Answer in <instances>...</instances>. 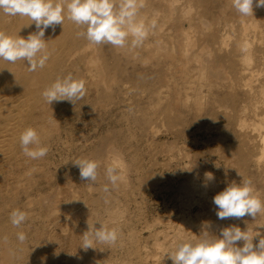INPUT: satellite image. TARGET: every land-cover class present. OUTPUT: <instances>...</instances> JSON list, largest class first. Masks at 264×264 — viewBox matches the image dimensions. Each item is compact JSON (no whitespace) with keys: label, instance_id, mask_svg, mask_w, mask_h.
I'll use <instances>...</instances> for the list:
<instances>
[{"label":"rangeland","instance_id":"374dc122","mask_svg":"<svg viewBox=\"0 0 264 264\" xmlns=\"http://www.w3.org/2000/svg\"><path fill=\"white\" fill-rule=\"evenodd\" d=\"M139 1L138 3L143 6L139 7L142 14L139 12V17H137L140 19L137 18V22L143 21L148 27V36L144 40L145 43L143 42L144 45L142 43L140 46L132 47V38L129 36V41L123 48L114 47L110 44H95L96 47L93 44V46L88 44L91 47L89 48L86 45L89 42L86 38L64 35L59 44L49 50L51 55L43 67V71L50 78L47 82H41V84L39 82L40 88L30 86L27 82L29 78L25 79L26 76L22 78L21 85L16 84L17 87H14L10 82L0 83V107L5 104V107L2 105L1 109L8 112V115H0V121L2 120L0 122V132L2 131L0 142H3L1 145L4 150L0 151V161L2 162H0V181L2 182H0V264H173L172 260L166 255L164 257L165 252L172 249L173 242H170L171 239L175 241L178 235L184 236L187 231L189 237L184 236L186 239H198V236L204 230L203 224L205 222L208 223L207 230L212 235L219 236L224 226H238L242 231H251L252 235L260 233L259 236L254 238L253 243L258 244L260 237H264V219L260 217L261 214L256 217L260 219L258 221H256L257 219H251L250 216L240 219L218 220L216 214L218 209L213 203V197L227 187L228 183L235 179L237 183H240L242 177L251 179L255 190L259 193L260 198L264 200V176L259 177L261 174L260 169H257L254 165L249 166L247 175H242L239 168L234 164V158L233 160L230 158L231 149L241 142L247 132L250 134L254 132L252 121L248 124L249 128L248 125L240 128L237 125L228 124L233 109L219 105L213 97L217 93H226L228 90L233 92L234 89L227 87L230 84V79L226 78L229 82L225 80L224 83L210 76L209 66L205 67L204 60L206 55L211 58L215 55H221L228 62L235 61L234 63L237 66H241L243 56L242 52H239V50L242 51V48L238 46L240 43V25L237 24L239 23L237 18L240 15L238 13L233 14L236 10L232 6V0ZM114 2L118 4L120 0H114ZM253 10L255 15L257 13L255 6ZM147 11L149 12L147 13ZM142 15L144 16L142 17ZM170 17L172 18L170 19ZM15 18L16 16H7L0 12V25L2 27L5 24L9 25ZM145 18L150 19L151 22H148ZM203 18L209 24H204ZM228 19L231 22H226ZM153 22L155 28L151 27ZM226 23L231 25L227 26ZM187 26L189 30H184ZM225 26L230 31L225 34L226 39H222L220 34L225 33ZM207 27H209V30ZM252 28L251 26V36H256L255 43H264L263 21L259 23L257 28ZM76 29L79 32L85 30L77 25ZM182 31L185 33L182 34ZM212 37H215L216 40L209 42ZM201 45L206 46V48L203 47L206 52ZM147 46L150 48H147ZM84 48L89 49L83 51ZM98 51L101 52L98 53ZM139 53L140 55H138ZM192 53H195V55ZM100 59L102 60L99 61ZM91 60L95 62L93 63ZM153 60H155L154 63ZM0 61L2 62L0 68H7L10 73L17 72L21 68L17 64L18 61L16 63ZM147 62L148 65H146ZM22 63L24 62L21 61ZM98 63L103 66L98 65ZM88 69H91L92 72L87 71ZM161 69L163 70L161 71ZM110 71L113 73H109ZM229 71L228 69V75ZM101 72L104 73L103 78ZM69 73L76 79L87 80L85 82L86 95L83 99L76 101L75 104L62 101L48 105L41 95L42 91L51 85L57 77H63ZM97 73H100L101 78ZM112 77L113 79H111ZM111 80L115 81L111 82ZM108 84L111 87L108 88ZM2 88L9 94L4 92ZM6 88H9V90ZM10 88H13L12 91ZM106 88H108V91ZM29 94L32 96H29ZM27 95L29 99H27ZM8 97L12 98L9 99ZM22 98L26 99L23 101ZM152 98H155L154 101ZM13 102L17 103L14 104ZM22 105L30 108L25 106L22 112H17V110L21 111L22 107L20 106ZM8 108L11 109L8 111ZM14 110L17 112L16 114H14ZM9 114L13 116L9 117ZM17 114L22 118H19ZM136 114L137 116H135ZM45 118L46 120H44ZM35 119L38 122L34 121ZM13 121L19 122V125L16 123L18 125L16 126ZM3 124L5 126L9 125L6 131ZM30 126L37 130L42 144L49 147L47 156L42 159H29L22 153L19 143L20 135L17 133H22ZM19 128L22 131L18 130ZM7 129H11V131ZM14 129L17 130L16 137L12 133ZM135 137L136 139H134ZM4 140H8L11 146L10 144H4L6 142ZM8 141L7 143H9ZM99 144L101 145L99 146ZM103 145L105 146L103 147ZM108 145L112 147V150L118 148L117 152L124 155V157L118 153L117 155L116 150L109 151L111 148ZM114 145H116L115 148H113ZM6 146H9L8 151H5ZM189 152L191 155H188ZM138 156L140 157L138 158ZM190 157L193 158L192 161ZM79 158H89L100 163L98 179L95 183L81 179L79 168L72 162ZM126 161L131 163L126 164L128 163ZM194 161L196 163H193ZM112 163L119 166L122 175V180L116 188H112L108 180L104 179L106 178L104 169ZM128 165L131 166V169L128 168ZM207 165L213 171H208ZM199 168H202V172L203 170L207 173L214 172L213 176L215 177L219 172L218 176L220 177L217 176L216 179L214 177V180L208 181L205 179V174L199 171ZM135 169L137 170L135 171ZM190 177L194 179L193 181L197 186L195 193L191 194L194 195V198L181 190L183 183L186 179L188 181ZM214 182L216 185L219 184V187L215 186ZM58 184L60 185L58 186ZM105 185L109 186L110 191L108 193L102 190ZM218 189L220 191H217ZM74 190H76L74 192L76 195L72 194ZM133 195L134 197H132ZM178 195L179 197H177ZM127 198L129 201L126 200ZM184 198L185 200H183ZM178 199L183 200V202L181 201L182 204ZM38 200H40V203ZM188 202L189 205H187ZM180 208L183 209L180 210ZM14 209H20L28 214L27 221L19 228L14 227L10 222V213ZM123 210H125V213L121 212ZM116 211L121 212L122 215L118 214V216L117 213L119 212ZM115 213L117 216L114 215ZM189 214L193 216L190 218ZM107 218L114 219L111 222L109 219L110 223H108ZM158 218H161L164 222L160 219L161 223ZM168 218L169 220H167ZM97 219L99 221L105 220L102 222L108 223L109 227H112L111 223L114 224L113 227L120 232V239L116 245L111 246L112 248L97 244L95 245L97 249L90 248L84 251L80 246L82 235L88 230L87 221L95 223ZM155 221L160 224L157 225ZM189 221L193 223L191 225H194L192 226L194 228L189 226ZM219 221L223 225L222 223L221 226L217 224ZM172 222L174 223L172 224ZM143 223L147 226L145 227ZM153 223L155 224L153 225ZM167 223L170 225H167ZM182 223L183 226H186L183 227ZM177 225L179 226L176 228ZM96 227H100L99 223L96 224ZM191 228L195 232H191ZM19 232H24L27 235L26 241L22 244L17 239V233ZM162 232H169L170 235L166 234L169 237L163 236L165 233ZM171 233L174 235L172 236ZM190 233L196 234L191 235ZM4 237H7V240ZM162 238L166 239L163 240ZM162 244L163 246L160 247ZM241 245H243V242H238V246ZM138 253H140V256ZM160 254H162L161 258ZM136 256H139L140 261Z\"/></svg>","mask_w":264,"mask_h":264},{"label":"clouds","instance_id":"9594fccd","mask_svg":"<svg viewBox=\"0 0 264 264\" xmlns=\"http://www.w3.org/2000/svg\"><path fill=\"white\" fill-rule=\"evenodd\" d=\"M254 4L255 7H264V0H232L233 8L243 17L253 16ZM142 6L138 0H120L118 4L114 0H0V12L7 16L28 17L37 29L27 38H16L0 31V60L9 63L25 61L30 72L43 68L51 55L44 39L45 30L50 27L55 30V26L63 25L65 19L85 29L77 35L92 44L123 48L131 36V46H140L148 36L145 23L137 22L139 7ZM151 27L155 28L154 22ZM86 91L85 81L69 73L57 77L41 95L48 105L62 101L75 104L83 99ZM19 143L23 155L29 159H42L49 152V147L42 144L37 130L31 126L20 134ZM72 162L79 168L82 180L97 181L100 168L98 161L79 158ZM105 175L112 188H116L122 180L119 166L115 163L106 166ZM205 177L208 181L214 180L210 172L205 173ZM103 191L108 193L109 186L105 185ZM213 203L217 206L216 214L220 220L245 216L255 220L259 214H264V200L255 190L251 179L243 177L240 183H228L213 197ZM27 219L28 214L20 209L10 213V222L14 227H21ZM97 223L99 228L96 227ZM87 224L88 230L83 233L80 246L84 251L97 249V244L111 247L118 243L120 232L117 228L109 227L99 220L95 223L87 221ZM208 227L205 222L204 230L195 240L178 236L172 249L166 251L164 256L167 255L173 264H264V237L259 239L258 244L253 243L259 233L252 235L248 230L230 226L221 229L219 236H216L209 233ZM4 239L7 240V237ZM17 239L21 244L24 243L26 233H17ZM241 241L243 245L238 246Z\"/></svg>","mask_w":264,"mask_h":264},{"label":"bare ground","instance_id":"6f19581e","mask_svg":"<svg viewBox=\"0 0 264 264\" xmlns=\"http://www.w3.org/2000/svg\"><path fill=\"white\" fill-rule=\"evenodd\" d=\"M117 1H119V0H117ZM143 0H140L139 2H142ZM148 1V0H147ZM177 1H179V0H177ZM170 2H171V0H170ZM176 2V1H175ZM221 2V1H220ZM147 3V2H146ZM173 3H174V1H173ZM139 4V3H138ZM218 4V3H217ZM146 6H147V4H146ZM170 6H171V4H170ZM218 6V5H217ZM254 6H255V4H254ZM151 8V7H150ZM171 8V7H170ZM144 10H145V8H144ZM149 10H151V9H149ZM153 10V9H152ZM255 10H257L256 12V14L254 15L253 14V16H246V17H243V16H240L239 18H237V21L239 22V23H237L238 25H240L239 26V31H240V43L238 44V46H241V48H242V51L241 50H239V52H242V58H241V61H242V64H241V66L239 67V66H237V64H235L234 62L235 61H233V62H228V60L227 59H225L223 56H221V55H215V57H213V58H211L209 55H206V58L204 59L205 60V67L206 66H209V75L210 76H212V77H215V78H217L219 81H225V80H227V79H230V84L227 86V87H231V88H233L234 89V91L233 92H230L229 90L226 92V93H217L213 98H214V101L216 102V103H218L219 105H224L226 108H231V109H233L232 110V112H231V117H230V121L228 122V124H231V125H237L238 127H240V128H244V127H246L249 123H250V121H252V125H253V130H254V132L252 133V134H250L249 132H247V134H245L244 135V138L241 140V142L239 143V144H237V145H235L234 146V148H232L231 149V151H232V153L230 154V158H231V160H233V158H234V164L239 168V172H240V174H242V175H247V173H248V168H249V166H256V168L257 169H260V176L259 177H261V176H264V130H263V128H264V43H262V42H260V43H255L256 41V36L255 35H253V36H251V30H250V28H251V26L255 29V28H257L258 26H259V23L261 22V21H263V24H264V7H255ZM254 11V10H253ZM140 12V11H139ZM149 11H147V13H148ZM141 13V12H140ZM236 11L235 12H233V14H235L236 15ZM142 14V13H141ZM144 14V13H143ZM145 15V14H144ZM144 15H142V17L144 16ZM141 16V15H140ZM147 16H150V15H147ZM153 16V15H152ZM151 16V17H152ZM160 16V15H159ZM139 17V16H138ZM137 17V18H138ZM157 17H158V15H157ZM153 18H154V16H153ZM160 18V17H159ZM172 17H170V19H171ZM138 19H140V18H138ZM146 19V18H145ZM149 19V18H148ZM155 19V18H154ZM142 20H143V18H142ZM147 20V19H146ZM150 20V19H149ZM149 20H147L148 22H151V21H149ZM232 20H233V18H232ZM140 22V21H139ZM143 22V21H142ZM226 22H231L229 19H228V21H226ZM31 23V20L28 18V17H20V16H16V18H15V20L14 21H12L9 25H7V24H5V25H3V27L0 25V31H4L5 33H7L8 35H11V36H13V37H16V38H19V37H22V38H27V36L29 35V34H32V33H35L36 31H37V29L35 28V24H34V22L33 23H31V25L30 26H27V27H25V25H28V24H30ZM155 23H156V20H155ZM203 23L204 24H209V22L208 21H206L205 20V18H203ZM151 24V23H150ZM163 24V23H162ZM194 24V23H193ZM149 25V24H148ZM225 25H227V26H230L231 24L230 23H226ZM190 26V25H189ZM191 27V26H190ZM211 27V26H210ZM150 28V27H149ZM208 28V30H209V27H207ZM252 28V29H253ZM184 30H189L188 29V26L187 27H185V29ZM183 30V31H184ZM224 30H225V33H222V34H220L221 35V37H222V39H226V37H225V34L226 33H228L230 30L229 29H227V27L225 26V28H224ZM182 31V34L183 33H185V32H183ZM79 31L76 29V25L73 23V22H71L70 20H68V19H65L64 20V24L62 25V24H60V25H56L55 26V30H53L51 27L50 28H48L47 30H45V36H44V39L46 40V44H47V50L49 51L50 50V48L51 47H53V46H55V45H57V44H59V41L61 40V38L64 36V35H69V37H78V35H77V33H78ZM191 34V33H190ZM189 34V35H190ZM71 35V36H70ZM154 35V34H153ZM166 35V34H165ZM192 35H195V34H192ZM181 36V35H180ZM236 36V35H235ZM263 36V35H262ZM193 37V36H192ZM191 37V38H192ZM228 37V36H227ZM191 38H189V39H191ZM195 38V37H194ZM262 38V37H261ZM68 39V38H67ZM162 39V38H161ZM193 39V38H192ZM230 39V38H229ZM194 40V39H193ZM216 39H215V37H212L211 38V41H209V42H214ZM129 41V40H128ZM127 41V42H128ZM196 41V40H195ZM88 42V41H87ZM145 43V42H144ZM144 43H143V45H144ZM167 43V42H166ZM193 43L195 44V42L193 41ZM192 43V44H193ZM206 43V42H205ZM88 44H90V46L92 45V43H90V42H88L86 45L88 46ZM130 44V43H129ZM151 44V43H150ZM190 44V43H189ZM188 44V45H189ZM93 45H95V44H93ZM92 45V46H93ZM142 45V46H143ZM85 46V45H84ZM90 46H88L89 48H91ZM148 46H151V45H148ZM147 46V48H150V47H148ZM156 46V45H155ZM168 46V45H167ZM194 46V45H193ZM196 46V45H195ZM224 46H226L225 44H224ZM95 47H96V45H95ZM146 47V46H145ZM189 47V46H188ZM201 47L203 48V47H205L206 48V46H202L201 45ZM83 48V47H82ZM88 48V49H89ZM157 48V47H156ZM169 48V47H168ZM194 48V47H193ZM200 48V47H199ZM210 48V47H209ZM87 49V50H88ZM96 49V48H95ZM95 49H93V50H95ZM136 49V48H135ZM153 49H154V47H153ZM165 49V48H164ZM171 49H172V47H171ZM192 49V48H191ZM84 50H86L85 48L83 49V51ZM86 50V51H87ZM91 50V49H90ZM151 50V49H150ZM149 50V51H150ZM183 50V49H182ZM190 50V49H189ZM203 50L206 52V49H204L203 48ZM203 50H202V52H203ZM77 51V50H76ZM156 51V50H155ZM188 51V50H187ZM199 51V50H198ZM207 51H208V47H207ZM93 52V51H92ZM101 52V51H100ZM99 51H98V53H100ZM189 52V51H188ZM197 52V51H196ZM209 52H210V50H209ZM208 52V53H209ZM239 52H237V53H239ZM144 53V52H143ZM183 53H187V52H183ZM200 54H201V52H199ZM236 53V52H235ZM74 54V53H73ZM76 54V53H75ZM74 54V55H75ZM95 54V53H94ZM130 54V53H129ZM193 54V53H192ZM212 54V53H211ZM230 55H231V53H229ZM138 55H140V53L138 54ZM138 55H137V57H138ZM186 55V54H185ZM193 55H195V53L193 54ZM214 55H212V56H214ZM73 56V55H72ZM190 56V55H189ZM199 56V55H198ZM96 57L98 58V56L96 55ZM140 57V56H139ZM182 57V56H181ZM196 57V56H195ZM203 57V56H202ZM71 58V57H70ZM89 58V57H88ZM94 58V57H93ZM92 58V59H93ZM143 58V57H142ZM182 58H184V57H182ZM90 59H91V57H90ZM99 59V58H98ZM140 59V58H139ZM152 59V58H151ZM154 59V58H153ZM95 60V59H94ZM92 61L93 63L95 62V61ZM102 59H100L99 61H101ZM22 61V60H21ZM21 61H18L17 62V64H19V66H21V68L17 71V72H14V73H10L9 72V70L6 68V69H4L3 67L2 68H0L1 70H0V83H8V82H10V83H12L13 85H14V87H17L16 86V84L17 85H21L20 83H22L23 81V77L24 76H26L25 77V79H27V78H29V80L27 81L28 83H29V85L30 86H36V87H39L40 88V86H39V82H40V84H41V82L43 83V82H47L48 80H49V75H47V73L46 72H44L43 71V68H37L35 71H32V72H30L29 70H28V66H27V64H26V62L25 61H22V62H24V63H22L21 64ZM98 61V62H99ZM142 61H144L143 59H142ZM154 61L155 60H153V63H154ZM200 61V60H199ZM240 61V62H241ZM20 62V63H19ZM2 62L0 61V64H1ZM89 63H91V62H89ZM92 63V64H93ZM134 63V62H133ZM142 63V62H141ZM151 63V62H150ZM152 63V64H153ZM171 64V63H170ZM199 64V63H198ZM202 64V63H201ZM98 65H102V64H99L98 63ZM144 65V64H143ZM146 65H148V62H147V64ZM196 65V64H195ZM93 66V65H92ZM103 66V65H102ZM135 66V65H134ZM145 66V65H144ZM150 66V65H149ZM200 66V65H199ZM155 67H157V66H155ZM184 67H186V66H184ZM142 68V67H141ZM207 68V67H206ZM92 69V68H91ZM91 69L89 70H87V71H89L90 73L92 72L91 71ZM154 69V68H153ZM164 69V68H163ZM163 69H161V71L163 70ZM228 69L230 70L229 72V75H228V73H227V71H228ZM95 70H99V69H95ZM101 70V69H100ZM102 70H103V68H102ZM138 70V69H137ZM150 70H151V68H150ZM146 71V70H145ZM152 71V70H151ZM160 71V70H159ZM160 71V72H161ZM179 71V70H178ZM183 71V70H182ZM98 72V71H97ZM157 72V71H156ZM183 72H185V71H183ZM109 73H113V72H109ZM179 73V72H178ZM177 73V74H178ZM181 73V72H180ZM89 74V73H88ZM100 74V73H99ZM99 74L97 73V75L99 76ZM104 73H102L101 72V75H102V78L104 77V75H103ZM183 74V73H182ZM189 74V73H188ZM81 75H83V74H81ZM106 75V74H105ZM128 75V74H127ZM132 75H134V74H132ZM192 76V75H191ZM81 77H83V76H81ZM93 77V76H92ZM100 77V76H99ZM128 77V76H127ZM148 77V76H147ZM190 77V76H189ZM188 77V78H189ZM101 78V77H100ZM99 78V79H100ZM169 78V77H168ZM227 78V79H226ZM88 79V78H87ZM111 79H113V77L111 78ZM121 79V78H120ZM91 80H93V78H91ZM103 80H105V79H103ZM107 80V79H106ZM169 80V79H168ZM87 81V80H86ZM85 81V82H86ZM96 81H97V79H96ZM112 81H115V80H111V82ZM185 81V80H184ZM188 81V80H187ZM191 81V80H190ZM99 82H100V80H99ZM103 82V81H102ZM126 82V81H125ZM208 82V81H207ZM227 82H229L228 80H227ZM91 83V82H90ZM104 83V82H103ZM154 83V82H153ZM169 83V82H168ZM185 83V82H184ZM203 83V82H202ZM221 83V82H220ZM225 83V82H224ZM224 83H223V85H224ZM96 84H97V82H96ZM110 84V83H109ZM109 84H108V88L109 87H111V86H109ZM151 84V83H150ZM92 85V84H91ZM105 85H106V81H105ZM24 86H26V85H24ZM208 86H209V84H208ZM216 86V85H215ZM13 87V86H12ZM46 87V86H45ZM154 87V86H153ZM207 87V86H206ZM217 87V86H216ZM224 87H226V86H224ZM38 88V89H39ZM44 88V87H43ZM108 88H106V90L108 91ZM118 88V87H117ZM151 88V87H150ZM156 88V87H155ZM221 88H222V86H221ZM7 89V88H6ZM13 89V88H12ZM12 89L10 88V90L12 91ZM90 89V88H89ZM223 89V88H222ZM242 89V90H241ZM2 90H3V88H2ZM7 90H9V88L7 89ZM14 90H16V89H14ZM13 90V91H14ZM20 90V89H19ZM43 90V89H42ZM134 90V89H133ZM154 90V89H153ZM208 90H209V88H208ZM1 91V90H0ZM4 91V90H3ZM96 91V90H95ZM158 91H160V90H158ZM240 91V92H239ZM4 92H6L7 93V91H4ZM8 92H10V91H8ZM19 92V91H18ZM17 92V93H18ZM33 92H35V91H33ZM13 93V92H12ZM159 93V92H158ZM205 93L207 94V92L205 91ZM241 93V94H240ZM3 94V93H2ZM1 94V95H2ZM7 94H9V93H7ZM6 94V95H7ZM149 94H151V93H149ZM161 94V93H160ZM15 95V94H14ZM20 95V94H19ZM18 95V96H19ZM31 94H29V96H30ZM96 95V94H95ZM196 95V94H195ZM2 96H4V95H2ZM8 96V95H7ZM17 96V97H18ZM28 96V95H27ZM26 96V97H27ZM29 96L27 97V99H29ZM32 96V95H31ZM25 97V96H24ZM148 97H149V95H148ZM152 97V96H151ZM5 98V97H4ZM9 98V97H8ZM10 98H12V97H10ZM9 98V99H10ZM95 98H96V96H95ZM150 98V97H149ZM19 99V98H18ZM24 99H26V98H24ZM24 99L22 98V100L24 101ZM154 99L155 98H152V100L154 101ZM31 100V99H30ZM34 100H35V98H34ZM149 100V99H148ZM19 101V100H18ZM17 101V102H18ZM21 101V100H20ZM33 101V100H32ZM103 101V100H102ZM16 102V103H17ZM25 102H26V100H25ZM30 102V101H29ZM159 102V101H158ZM162 102H163V99H162ZM14 103V102H13ZM13 103H11L12 105H13ZM16 103H14V104H16ZM58 103V102H57ZM155 103V102H154ZM157 103V102H156ZM228 103V104H227ZM7 104V103H6ZM102 104V103H101ZM159 104V103H158ZM158 104H157V106H158ZM3 105V104H2ZM2 105H1V107H2ZM26 105H27V102H26ZM25 105V106H26ZM51 105V104H50ZM95 105V104H94ZM4 107H5V104L3 105ZM25 106H20V107H22L21 108V111H18L17 110V112H22V109H24L25 108ZM28 106V105H27ZM26 106V107H27ZM43 106V105H42ZM151 106H153V105H151ZM157 106H155V107H157ZM1 107H0V115H6L8 112L7 111H4V110H2L1 109ZM44 107V106H43ZM144 107V106H143ZM171 107V106H170ZM16 108V107H15ZM17 108H19V107H17ZM27 108H30V107H27ZM153 109H154V107H152ZM223 108V107H222ZM9 109H11V108H8V111H9ZM53 109V108H52ZM55 109V108H54ZM206 109V108H205ZM19 110H20V108H19ZM143 110V109H142ZM169 110H170V108H169ZM172 110V109H171ZM11 111V110H10ZM15 111V110H14ZM26 111V110H25ZM32 111H33V109H32ZM139 111V110H138ZM137 111V112H138ZM16 111H15V113L14 114H16L17 113ZM42 112H43V110H42ZM47 112V111H46ZM46 112H44V113H46ZM135 112H136V110H135ZM149 112V111H148ZM23 113H25L24 111H23ZM11 114H13V113H11ZM11 114H9V117H12L13 115H11ZM47 114V113H46ZM8 115V114H7ZM11 115V116H10ZM18 115V114H17ZM19 115H20V113H19ZM18 115V117L19 118H22L21 116H19ZM48 115V114H47ZM26 116V115H25ZM24 116V117H25ZM135 116H137V114L135 115ZM143 116H144V114H143ZM3 117V116H2ZM14 117H16V116H14ZM26 117H28V116H26ZM17 118V117H16ZM15 118V119H16ZM257 118V120H255ZM8 119V118H7ZM9 120H10V118H9ZM23 120V119H22ZM25 120V119H24ZM37 119H35L34 121H36ZM44 120H46V118L44 119ZM2 121V120H1ZM0 121V122H1ZM12 121V120H11ZM20 121V120H19ZM42 121V120H41ZM6 122V121H5ZM14 122V121H13ZM36 122H38V121H36ZM39 122H40V119H39ZM130 122V121H129ZM136 122V121H135ZM15 123V125L16 126H18L19 125V122H17V121H15L14 122ZM18 125H17V124ZM10 124V123H9ZM49 124V123H48ZM47 124V126H49ZM1 125V124H0ZM4 125V124H3ZM2 125V126H3ZM13 125V124H12ZM11 125V126H12ZM15 125H13V126H15ZM24 125V124H23ZM22 125V126H23ZM57 125V124H56ZM195 125V124H194ZM9 126V125H8ZM8 126H5L4 125V129H5V131H6V128L8 127ZM153 126V125H152ZM185 126H187V125H185ZM184 126V127H185ZM13 128H15V127H13ZM13 128H12V130H13ZM193 128H194V126H193ZM248 128H249V125H248ZM1 129H2V127H1ZM4 129H2L3 131H4ZM17 129V128H16ZM142 129V128H141ZM183 129V128H182ZM192 129V128H191ZM246 129V128H245ZM7 130H10L11 131V129H7ZM18 130H21L20 128L18 129ZM47 130V129H46ZM152 130V129H151ZM153 130H154V128H153ZM159 130V129H158ZM248 130V129H247ZM22 131V130H21ZM129 131V130H128ZM127 131V132H128ZM2 132V131H1ZM0 132V133H1ZM9 132V131H8ZM17 132V130L15 131V129H14V132H12V133H14V136L16 137V135L17 134H21V133H17L16 135H15V133ZM6 133V132H5ZM9 133H11V132H9ZM140 133V132H139ZM228 133V132H227ZM138 134V133H137ZM1 135V134H0ZM4 135V134H3ZM6 135V134H5ZM107 135V134H106ZM7 136V135H6ZM5 136V137H6ZM9 136V135H8ZM11 136V135H10ZM40 136V135H39ZM0 137H2V136H0ZM218 137H220V136H218ZM8 138H10V137H8ZM7 138V139H8ZM133 138V137H132ZM140 138V137H139ZM149 138V137H148ZM196 138V137H195ZM4 139V138H3ZM13 139H15V138H13ZM134 139H136V137L134 138ZM185 139V138H184ZM201 139V138H200ZM2 140V139H1ZM16 140V139H15ZM99 140V139H98ZM155 140V139H154ZM4 141H6L4 144H10V142L8 141V140H4ZM7 141L9 142V143H7ZM218 141V140H217ZM149 142V141H148ZM3 143V142H2ZM1 142H0V151L2 152V151H4L3 150V146L1 145L2 144ZM13 143V142H12ZM133 143V142H132ZM238 143V142H237ZM112 145H113V142L111 143ZM116 144V143H115ZM191 144V143H190ZM101 144H99V146H100ZM163 145V144H162ZM10 146H11V144H10ZM13 146V145H12ZM105 145H103V147H104ZM109 147H110V145H108ZM7 148L5 149V151H8V148H9V146H6ZM102 147V148H103ZM116 147V145H114V147L113 148H115ZM118 147V146H117ZM229 147V146H228ZM11 148V147H10ZM108 148V147H107ZM111 149H109V151L110 150H112V147H110ZM139 148V147H138ZM211 148H212V146H211ZM12 149V148H11ZM118 149V148H117ZM117 149H113L112 151H114V150H116L115 152H116V154L118 153L117 152ZM189 149V148H188ZM108 150V149H107ZM119 150V149H118ZM180 150V149H179ZM103 151V150H102ZM108 152V151H107ZM128 152V151H127ZM164 152V151H163ZM187 152V151H186ZM185 152V153H186ZM105 153H106V151H105ZM172 153V152H171ZM177 153V152H176ZM180 153V152H179ZM184 153V152H183ZM7 154H8V152H7ZM120 156H122V157H124V155H122L121 153H118ZM117 154V155H118ZM191 155V153L189 152L188 153V155ZM139 155V154H138ZM146 155V154H145ZM180 155V154H179ZM179 155H178V157H179ZM16 156V155H15ZM14 156V157H15ZM21 156H23V155H21ZM95 156V155H94ZM3 157H5V156H3ZM96 157V156H95ZM106 157V156H105ZM140 156H138V158H139ZM213 157V156H212ZM16 158V157H15ZM97 158H100V157H97ZM143 158H144V155H143ZM214 158V157H213ZM132 159V158H131ZM190 159H191V157H190ZM7 160V159H6ZM5 160V161H6ZM11 160V159H10ZM126 160H128L127 158H126ZM144 160V159H143ZM160 160V159H159ZM187 160H189V158H187ZM193 160V158L191 159V161ZM202 160H204V159H202ZM205 160H206V158H205ZM208 160V159H207ZM8 161V160H7ZM180 161V160H179ZM178 161V162H179ZM197 161V160H196ZM196 161H194L193 163H196ZM201 161V160H200ZM215 161V160H214ZM213 161V162H214ZM1 162V161H0ZM122 162V161H121ZM126 162H128V161H126ZM133 162V161H132ZM210 162V161H209ZM223 162V161H222ZM2 163V162H1ZM0 163V164H1ZM19 163V162H18ZM129 163H131V162H128V163H126V164H129ZM122 164V163H121ZM175 164V163H174ZM173 164V165H174ZM178 164V163H177ZM184 164V163H183ZM187 164H188V162H187ZM199 164H201V163H199ZM205 164V163H204ZM203 164V165H204ZM10 165V164H9ZM8 165V166H9ZM120 165V164H119ZM131 165V164H130ZM130 165H128V168L129 169H131V166ZM206 165V164H205ZM127 166V165H126ZM195 166V165H194ZM132 167H134V166H132ZM198 167V166H197ZM207 167H208V165H207ZM207 167H206V169H207ZM123 168V167H122ZM145 168V167H144ZM210 167H208V169H209ZM127 169V168H126ZM128 169V170H129ZM211 169H212V167H211ZM105 170V169H104ZM119 170H120V168H119ZM127 170V171H128ZM137 169H135V171H136ZM175 170V169H174ZM197 170V169H196ZM202 170V168L200 169L199 168V171H201ZM231 170V169H230ZM101 171V170H100ZM123 171V170H122ZM130 171V170H129ZM139 171V170H138ZM194 171H195V169H194ZM208 171H213V170H208ZM232 171V170H231ZM124 172V171H123ZM126 172V171H125ZM131 172V171H130ZM129 172V173H130ZM202 172V171H201ZM215 172H216V170H215ZM225 172V171H224ZM100 173V172H99ZM133 173V172H132ZM142 173V172H141ZM203 174H205V173H207V172H205L204 170H203V172H202ZM211 173V172H210ZM214 173V172H213ZM212 173V174H213ZM219 173V172H218ZM217 173V176L219 175ZM137 174V173H136ZM139 174V173H138ZM192 174V173H191ZM199 174H201V173H199ZM221 174V173H220ZM104 175V174H103ZM125 175H126V173H125ZM183 175H184V173H183ZM194 175V174H193ZM202 175V174H201ZM140 176V175H139ZM216 176V177H217ZM224 176V175H223ZM100 177H102V176H100ZM105 177V176H104ZM124 177V176H123ZM127 177L129 178V176H128V173H127ZM135 177V176H134ZM137 177V176H136ZM189 177V176H188ZM215 177V176H214ZM216 177H215V179H216ZM218 177H220V176H218ZM61 178V177H60ZM127 178V179H128ZM173 178V177H172ZM186 178V177H185ZM202 178V177H201ZM234 178V177H233ZM258 178V177H257ZM104 179H106V178H104ZM195 179H197V178H195ZM206 179V178H205ZM218 179V178H217ZM220 179V178H219ZM139 180V179H138ZM194 179L193 178H191L190 177V179L187 181V179H186V181L183 183V185H182V189L181 190H184L187 194H189L190 196H192L191 194H193V192L194 191H196L197 190V186L195 185V181H193ZM236 180V179H235ZM234 180V181H235ZM5 181V180H4ZM34 181H35V179H34ZM60 181V180H59ZM133 181V180H132ZM136 181H137V178H136ZM217 181V180H216ZM215 181V182H216ZM1 182V181H0ZM6 182V181H5ZM61 182V181H60ZM134 182V181H133ZM206 182V181H205ZM204 182V183H205ZM214 182V183H215ZM255 182V181H254ZM2 183V182H1ZM108 183V182H107ZM128 183V182H127ZM66 184V183H65ZM158 184V183H157ZM4 185V184H3ZM60 184H58V186H59ZM63 186H65L64 184H63ZM67 186V185H66ZM70 186V185H69ZM96 186V185H95ZM119 186V185H118ZM131 186V185H130ZM215 186H218L219 187V184H217L216 185V183H215ZM214 186V187H215ZM224 186V185H223ZM71 187V186H70ZM120 187H122V186H120ZM181 187V186H180ZM1 188V187H0ZM4 188V187H3ZM2 188V189H3ZM57 188V187H56ZM63 188V187H62ZM69 188V187H68ZM67 188V189H68ZM93 188V187H92ZM127 188V187H126ZM125 188V189H126ZM201 188V187H200ZM128 189V188H127ZM180 189V188H179ZM216 189H217V187H216ZM220 189V188H219ZM217 190V191H220V190ZM57 190H59V189H57ZM79 190V189H78ZM101 190V189H100ZM103 190V189H102ZM123 190V189H122ZM131 190V189H130ZM133 190V189H132ZM131 190V191H132ZM180 190V191H181ZM76 190H74L73 191V193L72 194H74V192H75ZM98 191V190H97ZM131 191H129V192H131ZM180 191H178L179 193H180ZM59 192V191H58ZM57 192V193H58ZM67 192H68V190H67ZM94 192H95V190H94ZM125 192V191H124ZM128 192V193H129ZM141 192V191H140ZM209 192V191H208ZM69 193H70V191H69ZM127 193V192H126ZM195 193V192H194ZM121 194V193H120ZM131 194V193H130ZM162 194V193H161ZM173 194V193H172ZM74 195H76V193L74 194ZM127 195V194H126ZM143 195V194H142ZM209 195V194H208ZM58 196V195H57ZM71 196V195H70ZM123 196V195H122ZM170 196V195H169ZM194 196V195H193ZM192 196V197H193ZM59 197V196H58ZM79 197V196H78ZM77 197V198H78ZM112 197V196H111ZM132 197H134V195L132 196ZM177 197H179V195L177 196ZM185 197V196H184ZM191 197V198H192ZM206 197V196H205ZM123 198H124V196H123ZM125 198H126V196H125ZM143 198V197H142ZM171 198V197H170ZM187 198H188V195H187ZM190 198V197H189ZM194 198V197H193ZM71 199H74V198H71ZM111 199V198H110ZM104 200H105V198H104ZM126 200H128V198L126 199ZM142 200V199H141ZM179 200V199H178ZM183 200H185V198L183 199ZM183 200L181 199V201L183 202ZM197 200V199H196ZM39 201V203H40V200H38ZM46 201V200H45ZM51 201V200H50ZM115 201V200H114ZM113 201V202H114ZM121 201V200H120ZM129 201V200H128ZM180 201V200H179ZM181 201H180V203H181ZM186 201H188V200H186ZM185 201V202H186ZM190 201V200H189ZM192 201V200H191ZM47 203V202H46ZM49 203V202H48ZM100 203V202H99ZM117 203V202H116ZM179 203V204H180ZM194 203H195V201H194ZM113 204V203H112ZM112 204H111V206H112ZM182 204V203H181ZM184 204V203H183ZM186 204V203H185ZM184 204V205H185ZM51 205V204H50ZM49 205V206H50ZM59 205V204H58ZM81 205V204H80ZM120 205H122V204H120ZM138 205V204H137ZM187 205H189V202H188V204ZM107 206V205H106ZM109 206V205H108ZM173 206H174V204H173ZM51 207V206H50ZM70 207V206H69ZM77 207V206H76ZM89 207V206H88ZM117 207H118V205H117ZM137 207V206H136ZM149 207H150V205H149ZM169 207V206H168ZM171 207H172V205H171ZM171 207H169L170 209H171ZM184 207V206H183ZM52 208V207H51ZM61 208V207H60ZM82 208V207H81ZM84 208V207H83ZM94 208V207H93ZM96 208V207H95ZM125 208V207H124ZM155 208V207H154ZM185 208V207H184ZM187 208V207H186ZM190 208V207H189ZM44 209H46V208H44ZM47 209H48V207H47ZM73 209V208H72ZM90 209H92V208H90ZM116 209V208H115ZM118 209V208H117ZM139 209V208H138ZM144 209V208H143ZM158 209V208H157ZM183 208H180V210H182ZM89 210V209H88ZM94 210H96V209H94ZM99 210V209H98ZM122 210V209H121ZM185 211H187L186 209H184ZM183 210V211H184ZM52 211V210H51ZM104 211H105V209H104ZM120 211V210H119ZM119 211H116V212H119ZM125 210H123V211H121V212H124ZM142 211V210H141ZM160 211V210H159ZM167 211V210H166ZM169 212H170V210H168ZM182 211V212H183ZM46 212H48V211H46ZM121 212H119V213H117V215L119 214V215H122L121 214ZM178 212H180V211H178ZM84 213H86V212H84ZM90 213H92V212H90ZM94 213V212H93ZM97 213V212H96ZM106 213H107V211H106ZM125 213V212H124ZM143 213V212H142ZM156 213V212H155ZM181 213V212H180ZM197 213V212H196ZM195 213V214H196ZM199 213V212H198ZM201 213V212H200ZM199 213V214H200ZM95 214V213H94ZM141 214V213H140ZM157 214V213H156ZM194 214V215H195ZM102 215H104V214H102ZM110 215H112V214H110ZM114 215H116V213L114 214ZM116 215V216H117ZM118 215V216H119ZM143 215V214H142ZM176 215H179V214H176ZM183 215V214H182ZM185 215V214H184ZM94 217L96 216V215H93ZM189 216H190V214H189ZM193 216V215H192ZM192 216H190V218L192 217ZM98 217V216H97ZM102 217V216H101ZM142 217H144V216H142ZM177 217V216H176ZM183 217V216H182ZM181 217V218H182ZM188 217V216H187ZM195 217H197V216H195ZM260 217H262L263 219H264V214H261L260 215ZM100 218V217H99ZM104 218V217H103ZM115 218V217H114ZM114 218H112V220L114 219ZM120 218V217H119ZM156 218V217H155ZM162 218V217H161ZM161 218H158L159 220L158 221H160L161 223H162V219ZM189 218V217H188ZM91 219H92V217H91ZM94 219V218H93ZM96 219V218H95ZM110 219V218H109ZM109 219L107 218V220H108V223H110L112 220L110 219V222H109ZM162 221H161V220ZM164 219V218H163ZM198 219V218H197ZM251 219H253L252 217H251ZM257 219V218H256ZM98 220V219H97ZM154 220H157V219H154ZM167 220H169V218L167 219ZM166 219H165V221H167ZM199 220V219H198ZM200 220H201V216H200ZM219 220V219H218ZM258 220H260V219H257L256 221H258ZM262 220V219H261ZM96 221V220H95ZM101 221V220H100ZM102 221H105V220H102ZM145 221H146V219H145ZM191 221H193L192 219H191ZM250 221H252V220H250ZM255 221V222H256ZM92 222V221H91ZM138 222V221H137ZM152 222H154V221H152ZM156 223H157V221H155ZM164 222V221H163ZM176 222V221H175ZM190 222V221H189ZM213 222V221H212ZM216 222H218L217 220H216ZM106 223V222H105ZM107 223V224H108ZM159 223V222H158ZM158 223H157V225H158ZM170 223V222H169ZM169 223H167V225L169 224ZM174 222H172V224H173ZM193 223H194V221H193ZM193 223H191L190 222V224H189V226L190 227H192V226H194V225H191V224H193ZM195 223H198V222H195ZM222 223V222H221ZM221 223H220V221H219V223H217V224H219L220 226H221ZM98 224V223H97ZM119 224V223H118ZM117 224V225H118ZM144 224V223H143ZM155 223H153V225H154ZM160 224V223H159ZM178 224V223H177ZM200 224V223H199ZM198 224V225H199ZM213 224H215V223H213ZM212 224V225H213ZM233 224V223H232ZM231 224V225H232ZM252 224V223H251ZM112 227H113V225L114 224H110ZM145 225V224H144ZM152 225V226H153ZM156 225V226H157ZM170 225V224H169ZM204 225V224H203ZM222 225H223V223H222ZM253 225H254V223H253ZM98 226V225H97ZM108 226H109V224H108ZM147 225H145V227H146ZM150 226V225H149ZM151 226V227H152ZM155 226V227H156ZM179 225H177L176 226V228L178 227ZM182 226H183V223H182ZM184 226H186V225H184ZM183 226V227H184ZM200 226V225H199ZM215 226H217V225H215ZM117 227V226H116ZM180 227H181V225H180ZM201 227V226H200ZM199 227V228H200ZM225 227V226H224ZM223 227V228H224ZM226 227H228V226H226ZM192 228H194V227H192ZM191 228V229H192ZM131 229V228H130ZM145 229V228H144ZM261 229V228H260ZM152 230V229H151ZM159 230V229H158ZM177 230H179V229H177ZM193 230V229H192ZM191 230V232H195L194 230L192 231ZM203 230V229H202ZM255 230V229H254ZM257 230V229H256ZM140 231H142V230H140ZM149 231H150V228H149ZM168 231V230H167ZM182 231V230H181ZM217 231V230H216ZM259 231V230H258ZM132 232H133V230H132ZM131 232V233H132ZM170 232V231H169ZM169 232H162V233H165V234H163V236H165L166 234H169ZM188 232V231H187ZM187 232L186 233H184V236H186V237H189V235H187ZM214 232V231H213ZM251 232V231H250ZM141 233V232H140ZM172 233H173V229H172ZM171 233V235L173 236L174 234H172ZM179 233V232H178ZM177 233V234H178ZM212 233V232H211ZM254 233V232H253ZM135 234V233H134ZM138 234V233H137ZM136 234V235H137ZM151 234V233H150ZM186 234V235H185ZM191 235H195V234H193V233H190ZM199 234V233H198ZM201 234V233H200ZM251 234V233H250ZM260 234V233H259ZM170 235V234H169ZM169 235H166L165 237L167 238V237H169ZM181 235H183V234H181ZM131 236V235H130ZM152 236V235H151ZM154 236V235H153ZM179 236V235H178ZM183 236V237H184ZM263 236V235H262ZM161 237H162V234H161ZM185 237V238H186ZM157 238V237H156ZM166 238H162L163 240L164 239H166ZM191 238V237H190ZM194 238V237H193ZM196 238V237H195ZM194 238V239H195ZM259 238V237H258ZM261 238V237H260ZM161 239V240H162ZM174 239V238H173ZM189 239V238H188ZM197 239V238H196ZM159 240V239H158ZM176 240V239H175ZM136 242H140V241H137V240H135ZM143 241V240H142ZM155 241H156V239H155ZM170 242H174V240L172 241V239H171V241ZM147 243V242H146ZM152 243V242H151ZM150 243V244H151ZM155 243V242H154ZM169 243V242H168ZM134 244V243H133ZM137 244V243H136ZM143 244V243H142ZM161 244V243H160ZM254 244H256L255 242H254ZM141 245V244H140ZM143 246V245H142ZM154 246V245H153ZM161 246H163V244L162 245H160V247ZM169 246H170V244L168 245V248H169ZM172 247H173V245H171ZM242 246V245H241ZM136 247H137V245H136ZM165 247H166V245H165ZM164 247V248H165ZM99 248V247H98ZM112 248V247H111ZM143 248V247H142ZM166 249V248H165ZM138 250H139V248H138ZM81 251V250H80ZM79 252V251H78ZM145 252V251H144ZM144 252H143V254H144ZM86 253V252H85ZM79 254V253H78ZM139 254V256H140V253H138ZM163 254V253H162ZM162 254H160V258H161V255ZM137 255V254H136ZM142 255V254H141ZM139 256H136V257H138L137 259H138V261H140L139 260ZM157 256V255H156ZM151 257V256H150ZM165 257V256H164ZM166 257H167V255H166ZM136 259V258H135ZM83 260V259H82ZM146 260H147V258H146ZM145 260V261H146ZM167 261V260H166ZM165 261V262H166Z\"/></svg>","mask_w":264,"mask_h":264}]
</instances>
